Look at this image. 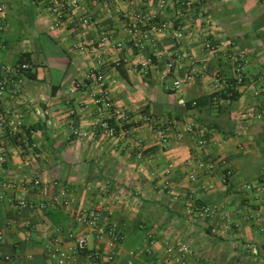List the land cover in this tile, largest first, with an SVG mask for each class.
<instances>
[{
  "label": "crops",
  "instance_id": "0c3cea01",
  "mask_svg": "<svg viewBox=\"0 0 264 264\" xmlns=\"http://www.w3.org/2000/svg\"><path fill=\"white\" fill-rule=\"evenodd\" d=\"M0 9V63L27 53L34 73L20 94L0 97L16 126L0 127V180L17 184L8 195L46 206L16 210L0 198V264H56L48 244L68 249L69 232L90 233L76 210L101 198L110 211L100 223L123 234L113 264H264V121L246 116L264 101L263 0H83L56 30L39 0H0ZM239 54L246 84L235 100L210 103L217 78L234 79ZM102 95L114 114L95 103ZM119 112L130 132L110 138L98 123L120 124ZM162 128L168 142L157 138ZM36 179L42 188L30 186ZM204 206L217 210L208 216ZM89 247L108 252L92 234Z\"/></svg>",
  "mask_w": 264,
  "mask_h": 264
},
{
  "label": "built area",
  "instance_id": "2783aa9c",
  "mask_svg": "<svg viewBox=\"0 0 264 264\" xmlns=\"http://www.w3.org/2000/svg\"><path fill=\"white\" fill-rule=\"evenodd\" d=\"M40 2L46 4L49 8V11L53 14L54 20L51 26V30H56L60 25L61 19L66 16H74L76 12L79 10L81 2L83 0H39ZM180 1V0H177ZM264 3V0H263ZM1 10V9H0ZM78 24L89 25L90 19L88 17H81L78 20ZM178 37H181V34H178ZM76 47L78 49H84L87 47V40L84 38V34L79 35ZM206 47L211 48L210 44H207ZM244 55L239 54L235 60L234 66V82L235 86L228 83L227 80H222L217 78L216 80V89L215 92H220L224 88H230L233 90H238L246 84V78L244 73ZM169 68L173 67V62L168 64ZM32 68L31 64L29 63H18L16 65H7L0 63V97L4 96L7 91H10L12 94H20L23 84L28 77L29 71ZM195 76V71L192 70L189 72L184 81H192ZM98 84L97 87L102 89L104 86L103 76L101 74L97 75ZM182 86V81L177 80L174 83V88L179 89ZM103 94V91L100 92ZM257 96L259 93H255ZM223 101V100H221ZM95 103L99 106V108L104 113L114 114L115 109L113 103L105 98L103 95L95 99ZM217 103V102H215ZM193 106L197 105L196 101L192 102ZM120 114V124H114L111 122L110 117L103 118L99 123V128L106 134V136L110 138L117 137L118 134L123 131L125 133H129L130 129L126 125V121L128 119V115L126 112H119ZM246 116L249 118H254L257 121H264V101L257 105L256 108L248 110ZM7 117H9L8 112H0V127H4L8 124L13 131L16 130L15 122L7 121ZM157 123V122H152ZM185 132H189L195 135L198 140V145L203 146L207 138L202 133V131L197 130L193 124H189L185 128ZM157 138L162 142H168L170 136L167 130L159 129L157 130ZM3 160V158H1ZM214 162L209 160L208 166L209 168H213ZM170 170V169H169ZM169 170L165 173H169ZM194 172V169H193ZM230 174L228 173V176ZM228 178V177H227ZM191 180H195V174L192 173L190 176ZM223 182H227L226 178ZM165 185L167 186L168 180H165ZM24 187V184L20 185ZM32 188H42V183L40 179L33 180L30 183ZM17 187V184L12 180H0V198L7 199L9 204L13 209L19 210L21 208H29L33 209H40L43 210L46 208L45 204L41 203L39 205H35L34 203L30 202L25 195L22 194H15L8 195L7 191H14ZM255 184H246L244 189L247 191H251L255 188ZM207 188H213L212 185H209ZM67 192L68 189H65L61 192V196L63 197V205L68 206L69 201L67 199ZM217 206H204L202 207V211L206 215H212L216 212ZM110 211V204L109 202L104 199H98L93 205L89 207H84L76 210V221L79 224L85 225L90 233L86 232H69L68 238L73 242L72 246L68 249H64L62 247V243L59 240H55L54 242L48 244L46 250L47 254L50 258H52L56 264H113L116 261V246L119 242L123 239V234L120 230L112 227L106 226L100 223L101 216L104 213ZM259 217L256 218L258 220ZM264 231V227L261 229ZM94 235L97 240L104 241L107 245L108 252L104 256V254L99 250H94L89 247V237L90 235ZM0 241H3V237L0 234ZM178 247L180 248L183 254H191V248L188 244L184 242L178 243ZM84 259L83 261H80Z\"/></svg>",
  "mask_w": 264,
  "mask_h": 264
},
{
  "label": "trees",
  "instance_id": "16d2710c",
  "mask_svg": "<svg viewBox=\"0 0 264 264\" xmlns=\"http://www.w3.org/2000/svg\"><path fill=\"white\" fill-rule=\"evenodd\" d=\"M17 63H30L31 64V59H30V54H22L19 56L18 58V62ZM29 77L31 76H34V73H32V68L30 69L29 71ZM229 84L235 86V82H234V79L233 80H230L228 81ZM238 97V90H233V89H230V88H224L222 91L220 92H215L212 96L208 97V99L210 100V103H213V102H220L221 100H230V101H233L235 100L236 98ZM207 98H201L199 100H196L197 102V105L196 106H193V104L191 103V105L193 107H198V106H202L205 102H207L208 100ZM48 214H50L51 212H47Z\"/></svg>",
  "mask_w": 264,
  "mask_h": 264
}]
</instances>
